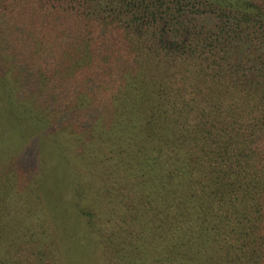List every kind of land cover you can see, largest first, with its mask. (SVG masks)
<instances>
[{
    "label": "trees",
    "instance_id": "16d2710c",
    "mask_svg": "<svg viewBox=\"0 0 264 264\" xmlns=\"http://www.w3.org/2000/svg\"><path fill=\"white\" fill-rule=\"evenodd\" d=\"M8 14L32 35L17 50L33 53L46 105L76 113L79 139L116 145V264H264V0H0ZM27 104L15 113L57 126ZM6 177L0 236L25 197L16 184L2 196Z\"/></svg>",
    "mask_w": 264,
    "mask_h": 264
},
{
    "label": "rangeland",
    "instance_id": "374dc122",
    "mask_svg": "<svg viewBox=\"0 0 264 264\" xmlns=\"http://www.w3.org/2000/svg\"><path fill=\"white\" fill-rule=\"evenodd\" d=\"M6 16L0 17V63L7 72L8 62V77L20 82L14 88L15 108L6 107L5 91L0 90V170L7 171L8 178L1 186L4 194L19 185L25 197L10 220L15 226L0 236V254L12 264H116L123 234L122 174L113 159L116 145L113 140L79 139L84 131L73 126L76 113L58 114V104L46 105L44 99L51 95H42L45 82L25 69L34 60L33 53L20 56L17 50L25 38L33 40L32 35L24 19ZM28 77L31 80L24 82ZM52 96L59 99L56 92ZM31 100L43 114L55 116L57 126L40 125L15 113ZM81 208L93 213V219L83 215ZM40 252L46 256L40 257Z\"/></svg>",
    "mask_w": 264,
    "mask_h": 264
}]
</instances>
